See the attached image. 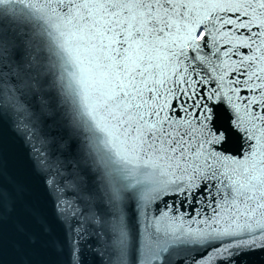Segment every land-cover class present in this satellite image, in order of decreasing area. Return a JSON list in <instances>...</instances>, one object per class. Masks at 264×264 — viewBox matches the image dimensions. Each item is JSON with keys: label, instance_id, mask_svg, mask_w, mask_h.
<instances>
[{"label": "snow or ice", "instance_id": "obj_1", "mask_svg": "<svg viewBox=\"0 0 264 264\" xmlns=\"http://www.w3.org/2000/svg\"><path fill=\"white\" fill-rule=\"evenodd\" d=\"M0 122V264H264V0H0Z\"/></svg>", "mask_w": 264, "mask_h": 264}, {"label": "water", "instance_id": "obj_2", "mask_svg": "<svg viewBox=\"0 0 264 264\" xmlns=\"http://www.w3.org/2000/svg\"><path fill=\"white\" fill-rule=\"evenodd\" d=\"M43 135L49 137L55 136L59 139L64 135V130L57 125H49L43 128ZM41 130H37L36 136L31 133L25 134L23 130L14 131L6 122H0V138L7 148L8 156L11 163L20 171L26 179L32 184L42 188L43 181L38 176V167L36 164V153L33 151V145L36 147H46L43 140ZM54 204V198L46 200V206L51 211ZM58 233L63 237L62 229H57ZM61 264H71V257L67 251L57 257ZM90 259V258H89Z\"/></svg>", "mask_w": 264, "mask_h": 264}]
</instances>
